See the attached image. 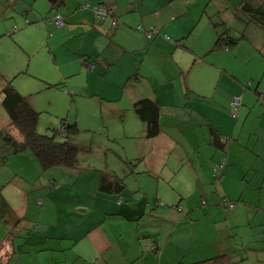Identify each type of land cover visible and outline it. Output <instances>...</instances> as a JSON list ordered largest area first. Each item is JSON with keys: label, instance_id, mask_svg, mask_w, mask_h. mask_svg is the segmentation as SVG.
Here are the masks:
<instances>
[{"label": "crops", "instance_id": "0c3cea01", "mask_svg": "<svg viewBox=\"0 0 264 264\" xmlns=\"http://www.w3.org/2000/svg\"><path fill=\"white\" fill-rule=\"evenodd\" d=\"M55 1L41 0L53 11L49 20L48 16L43 19L52 25V17L60 15L64 24L55 26L59 30H52L43 39L26 36L43 29L29 26L20 17L2 24L6 33L0 38L31 55L32 48L38 50L43 43L42 50L52 57L55 74L39 80L42 87L31 96L62 87L61 80L75 75L82 77L83 83L81 78L66 82L73 97L90 96L94 85L106 90L98 92L97 134L103 142L98 144L97 159L86 158L83 164L92 173V203L78 201L82 218L75 222L68 219L62 226L58 218L64 210L46 202L51 190L45 199L36 195L34 199L44 211L56 209V225L37 219L31 230L36 236L28 241V260H22L24 252L14 254L13 242L4 241L8 226L0 219V264H71L53 254L72 249L73 245L56 246L51 242L64 238L88 247L89 256L74 252L84 262L181 264L217 256L233 262L264 260V254L258 253L264 251L259 246H264V237L249 235L246 240L242 230L246 226L258 229L260 215L264 224V206L260 203L264 198V54L254 60L257 54L253 43L248 46L250 63L244 61L237 46L229 51H212L215 34L211 17L221 11L220 18L233 19L224 13L228 6L218 3L207 12L208 23L192 36L194 27L191 29L183 18L186 14L192 18L202 6L199 0H60L53 4ZM239 1L230 0L232 10ZM1 4L7 6L10 1ZM97 5L109 12L105 18H97ZM153 28L159 34L147 38L145 31ZM5 82L1 89L11 84ZM22 96L36 110L32 97ZM142 98L153 99L161 106L162 130L153 138L145 135L146 125L132 110V104ZM235 99L241 101L239 108L233 105ZM8 120L7 126L1 121L0 131L8 129L19 138L9 116ZM25 152L31 153H14L4 161L0 153V182L7 175L12 186L23 185L18 182L29 185L14 169L26 156L28 163L32 161L33 172L41 174L35 156H25ZM216 167L219 174L214 172ZM100 171L123 178L125 189L103 195L98 190ZM248 177L250 182L243 181ZM47 183L54 184L52 180ZM4 186L0 185V194L20 217L22 207L18 206L24 205L28 191L20 194L17 187L15 192H4ZM27 197L30 200V195ZM225 198L232 208H224ZM177 204L182 211L174 208ZM95 213L100 218L95 222L83 218ZM43 251L48 253V260H40Z\"/></svg>", "mask_w": 264, "mask_h": 264}, {"label": "rangeland", "instance_id": "374dc122", "mask_svg": "<svg viewBox=\"0 0 264 264\" xmlns=\"http://www.w3.org/2000/svg\"><path fill=\"white\" fill-rule=\"evenodd\" d=\"M9 1L10 5L4 6L1 4V2L7 4ZM194 2L197 3L198 1L194 0ZM199 2L202 6H198V11H196V13L194 11V15H192V18L191 15L189 16L188 14H186L183 18V20L190 26L191 29L194 27L193 30H191L193 31L192 36L202 30V24L208 23L207 12L219 6L220 3L228 6L227 9L224 10V13L226 12V14L234 16V11L230 6V0H199ZM9 6L10 8L4 9L5 7ZM49 9L50 5L47 6L46 3L41 2V0H0V35L4 32L6 33V30L2 29L3 23L22 18L24 21L26 20L28 24H30L29 26H36V28L40 27L43 29V32L35 31L33 35L26 34V36H32L36 38L41 37L42 39L45 38L47 35H49V32H51L52 30H59V28L55 27V24L51 25L48 23L49 17L53 12H51ZM46 16H48V20L47 18L43 19ZM211 18L213 20L219 19L218 15L213 16ZM194 23H196V26ZM245 34L247 38L244 40H240L237 44L236 48H238V53L244 57V61L250 63V60L252 59L251 51L248 46L253 43L251 47H253L257 54V57L254 60H260V57L262 58V55L264 54V28L251 26L249 28H245ZM14 35L15 34L13 33L12 36L14 37ZM254 44L257 46H254ZM43 46H45L43 43L39 44L38 50H34V48L30 46V48L33 49V55H31V53L27 52V50H24V52L19 47L14 46L7 39L1 37L0 89L1 86L5 85V81H11V85L14 87L15 90L19 92L20 89V91H22L19 92L20 94H25L27 96L29 95V99L30 97H32V99L36 102L37 105L36 111L39 112L37 126V132L39 134H50L52 129H59L60 119L65 118L68 123H76L79 131L75 134H72L69 137L68 142L72 144L75 141L76 145L79 144L80 149H82L81 147H84L86 150L82 149L79 151L80 167L78 169H69L66 167L54 166L43 170L36 159L35 166L39 168V171H41V174H39L38 176L37 173L33 172L34 167L32 161L30 163L27 162L29 157L26 155L28 154L32 156L33 153L31 151V153H22L25 154L26 157H24L23 161L19 164L21 169H19L20 167H18V165H15L14 169L18 171V177L20 176L24 180L26 179L29 182V185H24V182L17 181L18 184L23 185L12 186V183L7 182L8 176L4 175V179L0 182V185L3 186L6 182V186H4L5 188L3 187L4 192H8L9 190L10 192H15V189L18 187L20 189L18 191L20 194L25 195V193L28 191L27 195H30V200L27 201L28 197L26 195V202L23 203L24 205L21 204L18 206L19 208L22 207L20 211L21 215L19 217L20 219L18 223L14 227V230L18 234L15 243L22 244V250L24 252L22 254V260H28V258L25 257V255H27L28 248L31 249L28 241H30L31 239L34 240L36 236L31 233V230L36 227L37 219H40L41 222H43L44 220L49 221L48 223H51L52 226L56 225L55 222L57 220L55 218L56 209H52L50 207L48 212L44 211V209H42L43 207L39 206V204L37 203V199H34V197L36 195H41L45 199V196L48 195V191L51 190L49 198L46 199V202L48 204L53 203L55 207L58 205L62 210H64V212L58 218L62 220L61 225H67L66 221L68 219H71L74 222L79 221L82 218L80 212L81 210H83V208L81 206H78V203L88 202L91 204L93 190V185L91 182L92 173L86 170L83 164L86 163V158H89V161H91L92 159H97L96 154L98 152V144L103 142L101 137L98 135L99 133L97 132V126L100 120L98 112V92L102 91L103 93H105L106 90H104L103 88L94 85L92 91L89 92L90 96L86 95L84 97H81L75 95L73 97L72 94H70L72 93L70 92L71 89L68 87V83L66 82L70 80L78 82L81 78V83H83L82 77H80L79 75H75L70 78L61 80V82H63L62 87H56L55 89H46L43 92L36 93L32 96L30 95L32 91H36L38 87H40L41 83L39 82V80H44L50 75L55 74L53 66L50 64V62L53 64L52 57L49 58L48 55L44 53V51L42 50ZM25 47L29 49L28 46ZM235 50L233 52H235ZM28 53L30 55H28ZM63 60V57L60 58V61L63 62ZM246 62L245 66L247 65ZM20 72L21 74L18 75V73ZM95 95L97 96L95 97ZM1 98L2 95H0V123L4 120L5 122H7V124L3 125L7 126L9 120L5 110L1 105ZM22 165H24V167H22ZM0 168L2 167L0 166ZM7 171L9 172V170ZM251 171H254V169ZM263 172L264 170H262V173ZM78 175L81 178L80 180H77ZM262 177L263 175L259 176L260 180H262ZM33 178L35 179L33 180ZM50 180H52V183L54 182L53 186H51L50 183H47L50 182ZM243 181L250 182L251 179L250 177H248ZM38 182L44 184L43 187H39L37 185ZM54 185H58L59 187L55 188ZM261 199L262 202L260 203L264 206V198ZM49 212H51L50 215ZM71 212L72 215L69 218ZM97 213L92 216L86 215L83 218H87V220H92L95 222L100 219ZM262 218L263 217L260 215L257 222L259 223L258 229L252 226H246L242 228V230H244V237L246 240H249V238H247L249 235H259L264 237V224L261 223ZM53 232L54 231H52L51 233ZM51 242L52 244H56V246L61 244L64 247H68L69 245L71 247L73 245L72 249H64L61 253H53L54 255L56 254V257L61 261L68 260V262L71 264H103L104 260H91L92 262H84L83 260H80V258L74 256V252H76L78 255L77 251H81L82 253L88 256L90 255L88 247L83 246L80 241L76 242V240L72 238H64L62 241L52 240ZM259 246L260 249L264 247L261 243ZM258 253L259 256H261V254H264V251L258 250ZM47 254L48 253L46 251H43L40 255V260H48V256H46ZM14 260H16V258H14ZM141 261L142 260L135 262V264H140ZM236 264H264V260H239L236 262Z\"/></svg>", "mask_w": 264, "mask_h": 264}, {"label": "trees", "instance_id": "16d2710c", "mask_svg": "<svg viewBox=\"0 0 264 264\" xmlns=\"http://www.w3.org/2000/svg\"><path fill=\"white\" fill-rule=\"evenodd\" d=\"M58 1L60 0H56L53 4H57ZM233 11V19L229 20L223 19L222 16L220 18L221 11L214 14L215 16L218 15L219 19L211 20L212 28L215 31L212 51L234 49L240 40L247 38L245 28L251 26L264 28V0H240L233 7ZM137 28L140 30L141 26ZM145 34L147 38H151L152 35L159 34V30L157 28L148 29ZM182 41L181 39L180 45L184 47L185 44ZM1 91L3 93L2 105L9 116L10 124L19 132V138H16L8 129L0 131V146L6 148H3L4 150L0 148V153L3 152L2 155H4L2 161L11 154L30 150L42 169L46 170L54 166L69 169L80 167L79 151L82 149L78 145L68 142L69 137L79 131L76 123H68L65 118L60 119L59 129H52L50 134H39L37 132L39 112L31 107L27 97L17 93L10 83ZM240 105L241 101L236 108H239ZM132 110L137 118L146 125L145 135L148 138H153L161 132V106L159 103L150 98L138 99L132 104ZM231 117L236 118V116ZM99 176L98 190L103 195L116 194L125 189L123 178L121 179L107 171H100ZM161 205L164 204L161 203ZM174 208L182 211L179 204L174 205ZM0 219L8 226L4 241L13 242L11 250L14 254L22 253V244L15 243L18 234L16 231L13 232L20 218L1 194ZM1 245L4 246V244ZM223 259V256H217L207 260L181 264H236L232 260Z\"/></svg>", "mask_w": 264, "mask_h": 264}, {"label": "built area", "instance_id": "2783aa9c", "mask_svg": "<svg viewBox=\"0 0 264 264\" xmlns=\"http://www.w3.org/2000/svg\"><path fill=\"white\" fill-rule=\"evenodd\" d=\"M94 8H95V14H96L97 18H99V19L105 18V16L109 13L107 11V9L101 5H97ZM52 20H53L54 24L58 27H60L64 24L63 18L58 14L53 16ZM239 101H240L239 99H235L233 102V105L236 107V105L239 104ZM231 116L235 117L236 114L232 113ZM214 172H215V174H219L217 167L214 169ZM222 202H223V206L227 209L233 207V204L230 201L223 200Z\"/></svg>", "mask_w": 264, "mask_h": 264}]
</instances>
